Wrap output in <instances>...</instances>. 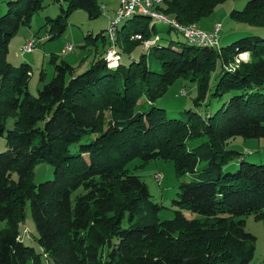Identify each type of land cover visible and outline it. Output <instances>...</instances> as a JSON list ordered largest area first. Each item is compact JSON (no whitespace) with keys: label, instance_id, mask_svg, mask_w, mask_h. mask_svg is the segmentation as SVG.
<instances>
[{"label":"trees","instance_id":"16d2710c","mask_svg":"<svg viewBox=\"0 0 264 264\" xmlns=\"http://www.w3.org/2000/svg\"><path fill=\"white\" fill-rule=\"evenodd\" d=\"M57 1L67 3L66 17L79 9L94 17L99 9V0ZM223 1L165 0L160 9L197 23ZM41 8L43 0H11L0 16V136L7 146L0 152V264H42V256L52 264H249L256 238L242 217L264 214V163L247 161L228 144L238 136L264 138V38L249 35L219 47L157 41L158 70L145 54L115 68L102 54L84 71L62 60L33 95L30 64L15 66L6 56L10 40ZM231 17L264 27V0H248ZM149 18L124 20L118 44L129 51L131 44L159 36ZM134 34L142 39H131ZM241 53L248 60L230 70ZM180 77L196 85V106L209 96H229L207 118V111L193 110L186 118L169 117L153 102ZM143 97L152 104L139 111ZM86 135L93 138L81 142ZM137 158L142 162L136 167L163 158L174 162L179 177L198 173L180 183L172 219H159L163 206L129 167ZM235 158L237 170L223 174ZM41 160L54 166V178L35 184ZM28 202L42 253L19 238ZM186 209L196 216L188 217Z\"/></svg>","mask_w":264,"mask_h":264},{"label":"rangeland","instance_id":"374dc122","mask_svg":"<svg viewBox=\"0 0 264 264\" xmlns=\"http://www.w3.org/2000/svg\"><path fill=\"white\" fill-rule=\"evenodd\" d=\"M9 1L11 0H0V16L7 13ZM247 1L225 0L215 8L211 15L202 18L197 24L203 30L213 31L215 25L221 23L219 46L230 45L234 41L249 35H257L264 38V27L249 25L231 17V11L233 9H243ZM102 2L107 4L108 9L102 7ZM117 3L118 0H99V9L94 17H90L89 12L84 9L76 10L66 17L62 11V7L64 9L67 8L66 2L43 0V8L32 16L30 24L22 25L10 40L6 56L7 61L15 66H19L22 63L30 64L28 89L31 94L37 95L44 84L53 78L55 74L54 62L65 60L73 64L79 71H84L91 66L95 58L97 59L98 56L105 53L110 46L107 29L110 26V21L115 16L114 11ZM49 18H60L61 22L57 24L55 21H49ZM148 20L150 25L155 24L157 26L160 36L158 43L161 46H167L171 40L185 41L183 34L176 29H172L169 25L153 18ZM61 23L65 25L62 31ZM122 24H120L119 28L122 27ZM99 33H102V36L95 39ZM131 39L133 38L131 37ZM29 40L35 41V48L32 52H24L22 46ZM116 43L121 53L120 62L128 64L133 60L139 61L141 55L145 54L148 66L153 70L160 69V61L154 57L153 46L149 49L143 42L131 44L132 49L129 51L127 49L126 51L124 45L121 47L118 44V33ZM68 44L73 46V50L63 51ZM243 56H246L245 60L247 61L249 54L244 53ZM261 56L264 58V53ZM112 68H115V66ZM183 90L186 91V94L182 93ZM196 94V85L188 79L180 77L162 97L153 102V105L165 108L169 117L186 118L187 110H193L198 113L208 110L212 113L215 112L229 96V94L219 98L209 96L204 103L196 106L194 104ZM139 103V111L148 110L152 104L145 97ZM106 118L109 119V115ZM13 123L14 118H9L6 124L7 129L12 128ZM92 138L93 136L86 135L81 142H87ZM79 143L71 144L70 153L77 152ZM6 147V137L4 135L0 136V152L4 151ZM228 148L244 154L245 159L249 162L264 163V138H243L238 136L229 141ZM141 162L142 160L139 158L134 159L129 164V167L133 168L135 173L139 174L146 182L152 194V200L163 206L158 214L159 219H172L175 215L174 211L179 208L173 201L178 199L180 183L198 177V173H189L179 177L174 162L163 158H154L148 160L144 166L136 167ZM238 166V158H235L223 167L222 173L234 172ZM158 174L161 175L160 179L157 177ZM53 178L54 166L45 160L39 161L32 176L33 183L39 184ZM184 212L190 218L196 216V214L187 209ZM242 218L246 220V230L251 232L256 238L254 258L249 264H264V214L259 216L252 214ZM3 226L4 223L0 220V229ZM27 232H29V236H25ZM21 233L24 235L26 244L33 246L37 253H42V247L37 240L39 233L32 217L29 202L26 206V218L21 225ZM47 262L46 257L42 256V264H47Z\"/></svg>","mask_w":264,"mask_h":264},{"label":"built area","instance_id":"2783aa9c","mask_svg":"<svg viewBox=\"0 0 264 264\" xmlns=\"http://www.w3.org/2000/svg\"><path fill=\"white\" fill-rule=\"evenodd\" d=\"M119 5L116 10L115 16L110 21V26L107 29V35L110 40V46L106 51L105 57L108 61L109 67L117 66L121 60V53L117 47V33L120 24L131 18L136 14L148 16L150 18L156 19L166 25H169L171 28L176 29L178 32L182 33L185 37V40L189 43H192L197 46L202 47H219L220 45V31L222 28V24L218 23L215 25L213 31H206L201 29L197 23H182L178 21L175 17L170 16L168 13L162 11L160 7L164 4L165 0H118ZM105 8V6H103ZM133 39H142L140 34H134L132 36ZM159 40V36H156L153 39H147L143 41V44L149 49ZM35 48V41L29 40L24 46H22V50L24 52H32ZM73 50V46L68 44L63 51H71ZM244 53H241L236 61L229 65V69H235L238 67L239 63L242 61H246V56H243ZM248 57V56H247ZM183 94H186V91H182ZM210 114L209 111L204 113V117ZM157 177L160 179L161 175L158 174ZM29 232L25 234V236H29ZM20 239L24 240V235L21 233L19 236Z\"/></svg>","mask_w":264,"mask_h":264},{"label":"crops","instance_id":"0c3cea01","mask_svg":"<svg viewBox=\"0 0 264 264\" xmlns=\"http://www.w3.org/2000/svg\"><path fill=\"white\" fill-rule=\"evenodd\" d=\"M118 5H119V1H118L117 5H116V9H115V11H114L115 13H116V10H117V8H118ZM103 6H105L104 9H108L107 4L104 3V2H102V7H103ZM113 14H114V13H113ZM159 37H160V36H159ZM158 41H159V40H158ZM108 48H109V47H108ZM108 48H107V49H108ZM107 49H106V51H107ZM106 51H105V53H104L103 55L106 54ZM69 63H70V62H69ZM72 65H73V64H72ZM47 264H52V263H51L50 261H48Z\"/></svg>","mask_w":264,"mask_h":264}]
</instances>
